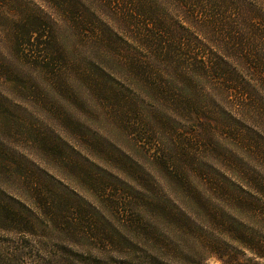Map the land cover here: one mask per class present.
Instances as JSON below:
<instances>
[{
  "label": "trees",
  "instance_id": "16d2710c",
  "mask_svg": "<svg viewBox=\"0 0 264 264\" xmlns=\"http://www.w3.org/2000/svg\"><path fill=\"white\" fill-rule=\"evenodd\" d=\"M159 2L106 0V19L116 26L101 20L97 33L86 28L93 21L82 11L81 0L52 3L58 10L66 6L68 21L82 36L96 34L103 44L102 74L90 62L88 76L79 73L81 78L125 117L151 118L155 121L150 126L172 132L182 131L178 126L182 122L202 119L203 113L201 102L176 84L222 85L223 96H234L237 112L249 110L247 74L264 77V0H169L180 19L168 18ZM56 28L38 11L22 21L17 41L26 57L35 55L34 66L55 81L62 79L60 65L77 67V61L72 65L67 61ZM115 84H145L154 107L143 108ZM230 121V126L239 128L236 117ZM35 143L46 155L64 161L67 179L83 186L93 200L44 175L24 156L0 148V175L10 178L18 191L22 189V208L4 205L2 209L15 213L12 219L22 233L38 229L39 215L61 235L72 238L75 249H92L87 255H95L100 244L107 250L134 245L153 254L158 250L155 256L162 261L164 252L167 264H202L208 258L221 264H264V176L256 171L245 169L235 181L228 178V171L200 163L198 154L188 152L185 161L172 158L162 167L170 183L185 188V202L164 194L155 177L137 163H119L108 151L116 147H108L103 139L93 160L88 154L82 157L61 135ZM105 161L111 170L101 167ZM1 193L16 200L4 187Z\"/></svg>",
  "mask_w": 264,
  "mask_h": 264
},
{
  "label": "rangeland",
  "instance_id": "374dc122",
  "mask_svg": "<svg viewBox=\"0 0 264 264\" xmlns=\"http://www.w3.org/2000/svg\"><path fill=\"white\" fill-rule=\"evenodd\" d=\"M81 1L84 6L82 11L90 15L93 21L86 27L89 31L97 33L96 28H102L101 20L114 24L106 19V0ZM52 3L58 4L57 0H0L1 149L24 156L44 175L48 173L54 176L87 201L93 200L90 193L79 183L67 179L69 173L67 165L62 164L64 161L46 155L35 143L36 139L61 135L68 140L70 147L75 146L82 152V157L88 154L92 160L98 155L95 149L98 141L103 139L108 147H116V150L108 151L119 163H137L155 177L164 194L176 196L185 202H188L185 188L170 183L162 166L172 158L185 161L183 156L188 152L198 154L200 163L213 164L228 171V178L235 181L240 180L239 175L245 169L264 176V77L260 74H247L250 83L245 85L250 90L251 102L247 108L249 110L245 112L236 111L232 94L229 98L222 95V85L176 84L183 93L201 102L202 119L180 123L178 126L182 131L179 132H172L162 126L154 128L150 126V122L155 121L151 118L125 117L121 109L105 104L81 78L79 73L88 76L90 62L97 66L96 73L102 74L105 66L102 59L103 44L99 43L96 34L82 36L68 21L64 13L66 6L59 5L58 10L52 7ZM158 4L167 9L168 18L180 16L175 8L169 7V0H160ZM38 11L57 24L55 33L65 49L67 61L71 65L77 61L75 69L69 64L59 66V70H62L59 71L61 80L50 79L45 72L34 66L35 55L26 57L18 46V36L20 38L22 35V21L37 15ZM115 85L118 91L143 108L154 107V98L144 89L145 84ZM173 93L183 94L177 91ZM233 116L240 122L239 128L230 126V118ZM100 165L108 171L113 168L106 161ZM195 180L199 182L198 179ZM3 187L13 193L16 200L10 199L7 194H0V264H167L168 257L164 252L161 258L166 259L162 261L155 256L158 250H154L153 254L149 249L134 245L118 248L110 246L107 250L105 245L100 244L95 255H87L86 252L92 249H75L72 238L61 235L39 215L37 219L41 224L38 229L33 233H22L12 219L15 213L10 209L8 212L2 209L4 205L8 208H22V189L18 191L10 178L0 175V191ZM122 209L132 214L126 207ZM202 264L221 262L208 258Z\"/></svg>",
  "mask_w": 264,
  "mask_h": 264
}]
</instances>
